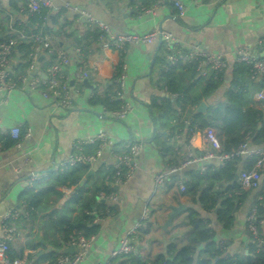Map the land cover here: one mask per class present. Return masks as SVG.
Segmentation results:
<instances>
[{"label":"crops","instance_id":"0c3cea01","mask_svg":"<svg viewBox=\"0 0 264 264\" xmlns=\"http://www.w3.org/2000/svg\"><path fill=\"white\" fill-rule=\"evenodd\" d=\"M28 1L0 0L5 7V12L0 13V43L7 38L9 14L30 25L27 16L16 15L12 9V4L17 3L19 8H24ZM49 1L54 7L62 6L64 2L79 6L107 23L115 34L128 32L142 35L162 29L173 34L186 49L196 46L231 57L238 49L247 46L255 57H264V0H181L187 8L184 18L178 17L170 1L160 6L154 14L140 12L147 0ZM59 24L65 28L59 35L54 34L49 38L56 49H62L72 59V64L67 70L68 76L72 77L77 60L74 50L77 43L75 37L83 36L88 27L77 23L74 15L70 13H65ZM100 48V52L90 51L88 60L92 65V77L88 83L77 85L80 92H73V104L67 111L56 108L55 102L43 98L39 91L15 90L6 104H3V95L0 92V216L13 207L26 205L28 208L22 199L25 192L30 190L38 193L49 176L59 173L56 172L58 164L75 153L73 140L97 135L103 131L111 137L110 149L105 150L102 157L89 166L90 175L86 176L78 187L72 188L74 191L71 194L64 195L61 190L64 186L57 187V191L62 194L59 201L56 202L51 196L49 200L40 203L41 210H35L34 221L21 219L16 222L21 237L11 245L24 251L23 257L14 261L20 264H49L48 255L55 250L52 243L61 245L60 250H55L56 255L64 254V251L70 248L67 240H59L54 236L50 222L45 217L53 209L61 210L86 183L88 187L84 190V196L91 195L94 187L106 188V182L110 180L106 172H111V188H114L112 172L115 156L123 153L126 143L140 140L145 142V147L139 159V168L128 184L117 187L119 200L110 202L101 199V195L105 193L98 197L106 209L102 213L96 210L93 213L94 224L99 226V232L93 236L94 241L89 252L80 264L111 261L113 250L118 248L121 240L137 226L138 235L132 241L133 254L142 261H156L158 256L166 254L170 244H174L177 249L187 246L192 233L188 222V209L197 211L209 221V229L215 234L214 240L218 246L222 240L228 241V248L223 254L225 257L244 252V248L253 240L247 229V219L258 204L260 190L244 192V202L239 203L240 209L234 214V226L228 230L217 221L216 212L205 210L199 203L184 196L178 189L175 178L160 188H156L154 183L155 174L164 171L170 164H181L188 153H193L194 156L204 153L207 148L204 139L206 128H202L199 123H193V114L195 111L204 113L208 103H201L205 104L204 111H199L201 105L183 104L181 113L177 109L174 120L179 124L173 122V130L161 126L157 121L154 123L153 117L157 119V116L148 106L152 103L161 104L168 98L164 92L167 87L162 81V71L165 72V47L160 42L133 46L129 47L125 54L114 49ZM185 53L186 51L183 57L179 58V62H189L184 56ZM18 60L17 57L13 59L15 70L19 64ZM53 60L52 56H45L40 67L44 69ZM122 63L127 65L128 96L134 111L125 120L117 121L108 115L113 105H91V100L95 95L104 100L108 98V94L114 92V77ZM234 68L231 62L214 100L224 99L233 81ZM245 86L252 98L251 106L260 110L264 116V101L256 103L254 100V95L264 90V79L252 82L246 78ZM15 127L20 128L22 138L27 132H30L31 136L23 139L21 149H16L15 145L6 148V138L14 141L9 133ZM163 144H167L168 148L165 149ZM95 151V146H87L84 149V152L89 154ZM208 163L221 168L216 162ZM248 165L253 167L248 158H241L238 173L247 171L245 168ZM203 166L209 165L196 163L186 172L194 169L203 173L206 171L202 170ZM17 168L21 170L20 173L16 172ZM32 173L45 176L30 185L28 179ZM262 173L264 176V171ZM184 180L186 181L185 176ZM179 205H183L185 211L176 216L172 224H168L174 208ZM79 206V203H74L68 207L70 209L67 215L72 217V222L78 214ZM146 208L149 209L150 215L145 219L143 214ZM261 232L264 235V227Z\"/></svg>","mask_w":264,"mask_h":264},{"label":"built area","instance_id":"2783aa9c","mask_svg":"<svg viewBox=\"0 0 264 264\" xmlns=\"http://www.w3.org/2000/svg\"><path fill=\"white\" fill-rule=\"evenodd\" d=\"M177 11L179 18H184L187 14L186 5L181 0H169ZM198 2L200 0H193ZM167 4L166 0H156V2L149 8L141 7L142 14H154L160 7ZM42 8L48 9V14L42 17V24L40 32L33 36L34 44L32 51L29 54V64L25 73L17 74L13 66L14 52L19 44V40L28 39L20 29L22 21L20 18L9 14V23L7 28V38L0 43V92L3 95V104H6L11 93L15 90L20 91H39L45 99H51L55 102V107L60 110H69L73 104V92L79 93L80 90L77 85L89 81L92 75V65L88 59L83 60L84 53L82 48L75 45L74 50L77 56L76 68L69 77L67 70L72 64V59L62 49L58 50L51 42L49 36L44 32L43 28L49 22L50 14L65 13L74 15L77 23H83L90 29L98 30L99 34L96 42L101 45L103 49H114L121 54H125L129 47L140 45H150L157 42L162 43L165 47L166 54L164 56L165 72L174 68L179 62V58L187 57L189 62L195 63L197 71L202 77H208L214 74L217 79L230 68V63L246 64L249 66V77L252 81L264 79V57H255L253 52L247 46L238 49L231 57L224 54L210 52L201 47H192L189 49L183 48L182 43L168 31L157 29L154 32L147 34H133L121 33L115 34L110 26L95 18L89 11L73 5L69 2H64L62 6L54 7L49 0H29L27 4V11L30 15H40ZM26 9L20 8L16 15L26 16ZM5 12V7L0 2V13ZM65 12V13H63ZM13 16V17H12ZM15 17V18H14ZM264 44V41H262ZM45 56H52L53 62L48 64L44 69L40 67L41 58ZM115 89L113 93L108 94V99L111 102H117L119 108L108 113L109 117L117 121L125 120L133 113L134 107L128 96V73L127 65L122 63L120 70L116 72L114 77ZM166 96L174 102H180L178 112H182L183 95L172 93L165 88ZM256 103L264 101V90L259 91L254 95ZM175 124H179L174 120ZM181 131V130H179ZM10 136L16 142L15 148L21 149L23 139L31 136L27 132L24 137H21V130L15 127L10 131ZM204 139L206 143V150L201 156H194L193 153H188L181 164H170L164 171L154 175V183L156 188L165 186L174 178L178 189L184 193L186 191V182L184 180V173L193 164L203 165L205 162H216L219 167L223 168L227 163H230L238 158H248L249 162L253 163V167L248 171H242L238 175L239 187L233 191L231 195L242 196L244 192L251 190H260L258 196V204L253 209L252 213L247 219V229L253 241L257 245L258 252H264V235L261 232L264 227V214L258 216L259 209L264 211V148H252L249 144V136L237 148L225 152L222 144L218 138L217 132L213 128H206L204 131ZM111 137L107 132H100L97 135L88 137H81L73 140L72 147L75 153H72L64 161L60 162L56 168V172H63L68 167H73L80 164H87L89 166L97 162L103 155L104 151L110 149ZM87 146H95L96 151L93 154L85 153L84 149ZM145 147L143 140L128 142L124 146V151L121 155L115 156V163L113 165L114 187H123L128 184L134 177L139 168V159ZM26 161H29L25 158ZM206 170V166L202 167ZM20 173L19 168L16 169ZM45 175L30 174L28 183L32 185L39 178ZM64 195L71 194L74 190L72 188H61ZM101 199L110 202H117L119 200L117 192H112L109 195L102 194ZM144 218H148L150 211L145 209ZM30 211L26 205L18 208H10L0 216V264H20L16 261H11L8 257L10 245L21 237V231L16 226V222L21 219H29ZM139 226L132 229L128 235L123 238L118 248L111 253V261L122 255L134 253V246L132 241L137 237ZM94 241V237L86 238L81 233H74L70 236L68 247L75 248V254L67 255L60 254L57 256V264H80L87 256L89 249ZM228 241L222 240L219 243L220 251L223 254L228 248ZM111 261L97 264H111Z\"/></svg>","mask_w":264,"mask_h":264},{"label":"trees","instance_id":"16d2710c","mask_svg":"<svg viewBox=\"0 0 264 264\" xmlns=\"http://www.w3.org/2000/svg\"><path fill=\"white\" fill-rule=\"evenodd\" d=\"M155 2L156 0H147L143 6L149 8ZM12 9L15 13L20 11L17 3L12 4ZM25 9L30 25L22 22L20 29L29 38L19 40V44L15 49L14 57L19 59V64L15 70L17 74L25 73L29 64V54L34 44L32 37L40 32L39 25L42 24V17H45L49 12L47 8H42L40 15H30L27 11V5H25ZM48 16L49 22L43 28L44 32L48 36L59 35L62 29L65 28V26L59 24L61 14L49 13ZM86 31L83 36L75 37L76 46L82 48L84 53L83 60L88 59L91 50L100 52L101 49V45L96 42L99 31L90 28ZM55 44L57 43L55 42ZM95 45L97 46L94 47ZM163 49L162 47L161 50ZM234 66L233 81L222 101L214 100V95L222 85L224 73L217 79L214 78L213 73L206 78L202 77L197 71L196 64L187 60H181L175 68L168 72L162 71L163 83L172 93L183 95L182 102L184 106L190 104L199 106L204 101L208 103V108L204 113L194 112L193 123H199L202 128L215 129L225 152L237 148L246 140L247 136H249L250 146H264V116L260 110L251 106L252 98L245 86V79L250 80L249 66L246 64H236ZM100 103L107 106L109 104L113 105L112 109H109L111 111L119 108V105H116L117 102H111L108 98L101 100L95 95L91 100V105ZM180 105V102H174L167 98L161 104H150L148 108L155 112L157 116L156 119L153 114L154 123L157 121L161 126L173 130V126H175L173 120L177 115V106ZM15 143L8 137L4 141V146L11 148ZM163 147L168 148L167 144H163ZM240 159L227 163L223 168L209 165L203 173L190 169L185 174L186 191L183 195L189 197L192 202L199 203L205 210L216 212L217 221L228 230L234 226L235 211L240 209L239 203L242 204L245 199V194L230 196L239 187L237 176L240 174L238 173ZM251 165H248L245 170H250ZM88 173L89 165L86 164L69 167L63 172L49 176L48 180L39 188L38 193L30 190L25 192L22 199L27 203L30 210L29 220L34 221L36 218L35 210L40 209V203L44 200H49L51 196L56 202L61 199L62 194L57 191V187L76 188ZM106 173L110 176L109 182H106L108 184L106 188L94 187L91 195L84 196V190L88 187L86 183L76 191L77 194L69 202L63 205L61 210L53 209L45 217L50 222L52 232L57 239L67 240L68 243L70 236L74 233H81L88 239L97 235L99 226L94 224L95 216H93V213L95 210L102 213L106 209L102 200H99L98 197L101 193L109 195L115 192L114 188H111V172ZM112 174L114 176V171ZM74 203H79L80 206L78 214L72 222V217L67 215V212L70 209L68 207ZM187 212L188 222L192 229L187 246L177 249L174 244H170L167 247L166 254L158 256L156 261L152 263L142 261L132 253L113 259L111 264L116 262L118 264H264V252H258L257 245L253 240H250L247 247L244 248V252L225 257L214 240L215 234L209 229V221L193 209H188ZM263 214L264 211L260 208L258 216L260 217ZM52 244L56 251L60 250L61 245ZM55 250L48 255L49 264H57V256L60 254L56 255ZM23 251L24 249L19 250L10 245L8 257L11 261L22 258Z\"/></svg>","mask_w":264,"mask_h":264},{"label":"water","instance_id":"95a60500","mask_svg":"<svg viewBox=\"0 0 264 264\" xmlns=\"http://www.w3.org/2000/svg\"><path fill=\"white\" fill-rule=\"evenodd\" d=\"M43 58H44V56L41 58V60ZM85 83H88V81H86ZM204 109H205V104H201L199 111H204ZM204 165H211V164L208 162H205ZM89 175H90V173L87 176H89ZM237 180H238V176H237ZM114 189H115V191L118 190L117 187H114ZM185 209L186 208L183 205H179L177 208H174L173 213L170 215L168 224H172V221L174 220V218L176 216H178L181 212L185 211ZM64 254H71V255L75 254V248L70 247V248L66 249L64 251Z\"/></svg>","mask_w":264,"mask_h":264}]
</instances>
